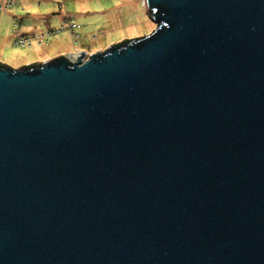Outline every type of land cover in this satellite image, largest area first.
<instances>
[{"label": "water", "instance_id": "obj_1", "mask_svg": "<svg viewBox=\"0 0 264 264\" xmlns=\"http://www.w3.org/2000/svg\"><path fill=\"white\" fill-rule=\"evenodd\" d=\"M143 1L148 35L0 64V264H264V0Z\"/></svg>", "mask_w": 264, "mask_h": 264}, {"label": "rangeland", "instance_id": "obj_2", "mask_svg": "<svg viewBox=\"0 0 264 264\" xmlns=\"http://www.w3.org/2000/svg\"><path fill=\"white\" fill-rule=\"evenodd\" d=\"M59 2H62L63 7ZM18 11L24 15V19L20 21L21 28L15 31L12 26L14 17H10L9 21H3L2 18L13 14L20 16L17 14ZM59 15L61 17L58 23ZM66 19H70L79 27L72 35L76 39L80 35V38L79 43L68 40L66 44H62L61 41L57 44L59 47L57 49H61L64 55L82 50L84 47L87 52L92 53L126 37L148 35L156 27L155 22L147 14L143 0H23L13 7V10L7 13L0 12V45L4 44L5 39L3 52L0 49L1 63L5 62L13 68L26 65L31 61H37L41 52L48 47L56 48L54 38L65 35L74 39L64 28ZM25 24L35 28V31L33 27L27 29L30 33L34 31V34L47 31L49 28L57 31L52 33L54 35L48 45H38L33 36H30L32 40L24 46L17 45L15 37L25 35Z\"/></svg>", "mask_w": 264, "mask_h": 264}, {"label": "built area", "instance_id": "obj_3", "mask_svg": "<svg viewBox=\"0 0 264 264\" xmlns=\"http://www.w3.org/2000/svg\"><path fill=\"white\" fill-rule=\"evenodd\" d=\"M19 1H21V0H0V3H1V7L0 8H8V7L15 6V5H17V3ZM60 6L63 7V4L61 3ZM65 24H66V26L64 28L69 33V35L75 34L77 28H79V27H76V23L71 22L70 19H66ZM14 26H15L14 27L15 31L20 29L21 28L20 20L17 19L15 21V23H14ZM55 31H57V30L50 29L49 31H47L44 34H36V36H33V37L36 38L37 42H42L45 39V37L46 38L49 37V35L54 33ZM30 36L31 35H26V34L23 35V34H21V36L15 37V44L24 46L28 41L32 40ZM72 36L74 37V41H76L75 36L74 35H72ZM82 51L84 53L83 55L81 54ZM81 55H82L81 59L83 61H85V60H87L89 58V56H88L89 52H87V50H85V49H82V50L79 49L77 51L71 52L70 54H67V57H69L70 60L75 61V60L78 59V56H81Z\"/></svg>", "mask_w": 264, "mask_h": 264}, {"label": "crops", "instance_id": "obj_4", "mask_svg": "<svg viewBox=\"0 0 264 264\" xmlns=\"http://www.w3.org/2000/svg\"><path fill=\"white\" fill-rule=\"evenodd\" d=\"M21 1H23V0H21ZM19 13V11L17 12V14ZM20 14V16H21V19L23 20L24 19V15L23 14H21V13H19ZM15 16V14H13V15H11V16H8L7 15V17H3L2 19H3V21H9L10 20V17H14ZM31 17V16H30ZM60 17H61V15H59V21H58V23L60 22ZM26 25V29H24V31H26L25 33H27V34H30V35H34V36H36V34H34V31H35V28L32 26V25H29V24H25ZM24 25V26H25ZM33 27V29H34V31H33V33H30V32H28L27 31V29L28 28H32ZM49 29H52V28H49ZM49 29H47V30H49ZM47 31H41L39 34H44V33H46ZM79 34V33H78ZM54 35V34H53ZM52 34L51 35H49V37H45V39L46 40H48V42L47 43H45V42H43V41H45V39L42 41V42H38L37 44L38 45H42V44H44V45H48V43L51 41V37L53 36ZM3 38V37H2ZM79 38H80V35H79V37H78V40H79ZM4 39V38H3ZM55 39V43H54V45H55V47L56 48H53V47H48V49L47 50H45L44 52H41V54L38 56V60H40L41 62H43V60H45V59H48V57H51V56H56V55H59V54H62V50L61 49H57V48H59L58 47V45L57 44H59L60 43V41L62 42V44H66V41H71L72 40V42H73V39H71V37L69 38L68 36H59L58 38H54ZM78 42V41H77ZM77 42H75L74 41V43H77ZM39 43H41V44H39ZM79 43V42H78ZM4 44H5V39H4ZM3 44V45H4ZM3 45H0V49L2 50V52H3ZM83 47V46H82ZM81 47V48H82ZM66 48V47H65ZM82 49H85V47L84 48H82ZM63 55V54H62ZM1 61V60H0ZM2 62V61H1Z\"/></svg>", "mask_w": 264, "mask_h": 264}, {"label": "trees", "instance_id": "obj_5", "mask_svg": "<svg viewBox=\"0 0 264 264\" xmlns=\"http://www.w3.org/2000/svg\"><path fill=\"white\" fill-rule=\"evenodd\" d=\"M20 2V1H19ZM19 2L17 3V5L19 4ZM60 4L62 3V2H59ZM17 5H15V6H17ZM15 6H12V7H8V8H0V12L1 11H4V12H8V11H11V10H13V7H15ZM0 7H1V3H0ZM14 20H13V24H12V26L13 27H15L14 26V23H15V21L18 19V20H20V21H22V19H21V16H19V15H15L14 16V18H13ZM12 27V28H13ZM26 35H30V34H27V33H25ZM31 36H34V35H31ZM73 39V38H72ZM49 40V39H48ZM48 40H46L45 39V41H43V42H45V43H47L48 42ZM73 41H74V39H73ZM78 41V38L76 39V41L75 42H77ZM36 43H38L37 41H36ZM39 44H41V43H39ZM0 64H3V63H1L0 62ZM32 64H34V63H32ZM4 65V64H3ZM28 65V64H27Z\"/></svg>", "mask_w": 264, "mask_h": 264}, {"label": "flooded vegetation", "instance_id": "obj_6", "mask_svg": "<svg viewBox=\"0 0 264 264\" xmlns=\"http://www.w3.org/2000/svg\"><path fill=\"white\" fill-rule=\"evenodd\" d=\"M50 30V29H49ZM49 30H47V31H49Z\"/></svg>", "mask_w": 264, "mask_h": 264}]
</instances>
